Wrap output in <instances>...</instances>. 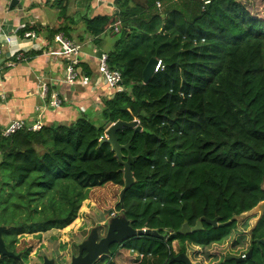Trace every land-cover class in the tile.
I'll return each instance as SVG.
<instances>
[{"label":"trees","instance_id":"obj_1","mask_svg":"<svg viewBox=\"0 0 264 264\" xmlns=\"http://www.w3.org/2000/svg\"><path fill=\"white\" fill-rule=\"evenodd\" d=\"M113 6L112 16L82 17L76 43L112 38L107 65L119 72L120 90L103 99L99 112H81L68 125L0 132V236L19 256H0V264H28L30 250H18V239L69 226L90 190L123 189V166L101 143L117 122L134 124L116 133L127 146L122 161L133 159V183L115 209L133 230L164 237L113 244L111 259L123 249L140 257L136 264H168L174 242L185 255L188 246L212 247L264 200V20L241 0H113ZM65 9L50 34L75 43L70 32L77 22ZM150 59L163 69L139 86ZM215 218L230 223L213 229L202 221L200 231L181 233L183 224ZM249 235L238 257L251 251L250 258L213 264H264V246L255 244L264 239V215Z\"/></svg>","mask_w":264,"mask_h":264},{"label":"crops","instance_id":"obj_2","mask_svg":"<svg viewBox=\"0 0 264 264\" xmlns=\"http://www.w3.org/2000/svg\"><path fill=\"white\" fill-rule=\"evenodd\" d=\"M15 1L13 4L12 0H0V67L3 69L0 78V130L13 120H23L28 125L39 122L41 127L68 125L76 121L81 112H99L103 99L110 98L120 90V87L112 91L104 86L98 74L95 57L99 52L107 53L113 41L106 34L97 45L91 38L82 43H76V38L83 33L80 21L82 17L112 16L116 13L113 0H64L61 5L66 8V16L77 22L70 32L71 40L80 46L81 51L80 63L76 68L80 77L74 86H68L64 82V59L57 54H49L57 53L58 50L50 33L60 13L59 0ZM26 32L35 35L32 47L29 44H20ZM4 37H8L10 41L5 42ZM93 46L96 54L92 52ZM104 46L109 48L105 50ZM20 50L25 53L27 60L7 68V63ZM82 77H87L89 81L84 83ZM40 82L46 83L50 93H55L62 100L63 103L58 109L48 108L39 97ZM58 231L59 229H52L41 234L37 247L45 245L46 240L54 239L53 235ZM31 253L34 255L36 249H32ZM106 256L111 259L110 253ZM136 257L133 264L140 258L137 254Z\"/></svg>","mask_w":264,"mask_h":264},{"label":"rangeland","instance_id":"obj_3","mask_svg":"<svg viewBox=\"0 0 264 264\" xmlns=\"http://www.w3.org/2000/svg\"><path fill=\"white\" fill-rule=\"evenodd\" d=\"M241 1L249 7L250 11L264 20V0ZM103 48L107 50L109 46ZM121 191L122 188L113 185L90 190L88 199L81 204L74 221L66 228L54 233V239L46 240L45 245L41 244L38 248L36 244L41 241V238L37 239L34 235H22L18 239V250L36 249V253L34 255L31 253L28 257L30 264H44L45 260L52 261V264H69L72 257L77 255L80 244L89 237H93L94 234L97 235L96 241H99L106 236L112 221L120 220L121 215L115 207ZM257 217L258 214L253 212H247L238 217L236 229L226 239L212 247L198 250L197 247L188 246L186 255L190 262L192 264H213L226 256L238 257L249 246V232ZM172 247L177 254V243L174 242ZM135 258H137L136 254L119 249V253L111 261L112 264H133ZM109 259L108 256L102 255L95 264H107L110 262Z\"/></svg>","mask_w":264,"mask_h":264},{"label":"water","instance_id":"obj_4","mask_svg":"<svg viewBox=\"0 0 264 264\" xmlns=\"http://www.w3.org/2000/svg\"><path fill=\"white\" fill-rule=\"evenodd\" d=\"M12 3L15 4L16 1L12 0ZM157 61L155 59H150L149 62L147 63L146 67L144 68L142 72V78L143 81L139 86L148 84L154 68L156 66ZM133 123H123V122H117L113 125H111L107 131H106V138L101 141V143H107L111 151L115 154V158L117 161L122 164L123 166V181H124V187L120 193L119 200L121 199L124 191H126L131 184L133 183L132 179V173H131V165L133 163V159L129 156L127 158V161L123 162L122 161V154L121 151L123 149H127L126 147H122L119 145L116 137V133L120 131L123 127H133ZM135 132H140V128L137 127L135 129ZM178 197V195L176 194ZM179 198V197H178ZM258 214L257 219L253 223V228L257 225V223L261 220L262 216L264 215V200L260 203H258L251 211ZM202 221H204L206 224L210 225L213 229H216L218 227H223L228 225L230 222H226L223 224H218V219L215 218L214 220H206V219H201L198 221L193 228H189L187 224H183L181 228V233L184 235H188L190 233H195L198 232L202 229ZM2 231V228H0V233ZM146 235V236H151L154 238H163V236H160L158 233L154 231H136L130 228L128 223L121 217L119 221H112L110 224L109 230L107 231V234L104 238L100 239L99 241H96L97 235H93V237H89L85 242L80 244L78 246V253L77 256L72 257L71 261L69 264H95L98 259L102 255H107L109 254V247L113 244H121L124 241L140 236V235ZM255 244L257 247L259 246H264V239L263 240H257L255 241ZM251 251H248L246 256L243 257H236V258H231L228 257L227 261L234 260L236 263H241L244 262L245 259L250 258ZM0 256L3 257H8V258H15L18 259L19 256H15L11 252H8L4 246V243L1 239L0 236ZM172 263H181V264H191L190 260L186 257L185 254H177L173 257H171L168 261V264ZM44 264H52V261L45 260Z\"/></svg>","mask_w":264,"mask_h":264},{"label":"built area","instance_id":"obj_5","mask_svg":"<svg viewBox=\"0 0 264 264\" xmlns=\"http://www.w3.org/2000/svg\"><path fill=\"white\" fill-rule=\"evenodd\" d=\"M211 0H201L203 5H208ZM156 6L159 8L160 4L156 3ZM35 35L31 32H26L23 34L20 44H29L32 47ZM5 42H9L10 39L8 37H4ZM54 42L58 46L57 53H49L50 55L57 54L60 58L67 60V63L64 66V82L68 86H74L76 81L79 79L78 71H76L75 67L79 62V58L81 57L80 46L75 44L67 39H65L62 35H57L54 37ZM20 49V48H19ZM27 58L25 57V53L20 50L17 52L10 62L7 63V68L14 67L18 63L25 62ZM156 66L154 68L153 73L158 72L163 69L160 60H156ZM97 70L99 77L103 84L107 86L110 90H114L118 88V85L121 83V76L119 72L112 71L109 69L107 65V55L106 53H100L97 58ZM3 69L0 67V78L2 77ZM81 80L84 83H87L89 79L87 77H82ZM39 97L45 102L48 108L58 109L62 100L53 92L49 94V86L46 83L40 82L39 84ZM48 100V101H47ZM41 125L39 122H35L33 124H26L23 120H13L9 122L4 128L1 129V135L3 137H9L14 133L21 131L23 129H27L31 132L39 131ZM145 231V230H143Z\"/></svg>","mask_w":264,"mask_h":264},{"label":"clouds","instance_id":"obj_6","mask_svg":"<svg viewBox=\"0 0 264 264\" xmlns=\"http://www.w3.org/2000/svg\"><path fill=\"white\" fill-rule=\"evenodd\" d=\"M121 86V83L118 85V88ZM50 94V93H49ZM114 94V93H113ZM1 131V130H0ZM178 254V253H177ZM177 254H175V255H177ZM187 257V256H186ZM241 257H243V256H241ZM188 258V257H187ZM189 259V258H188ZM192 264V263H191Z\"/></svg>","mask_w":264,"mask_h":264}]
</instances>
